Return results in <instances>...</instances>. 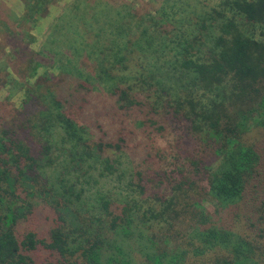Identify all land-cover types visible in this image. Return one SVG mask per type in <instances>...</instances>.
Masks as SVG:
<instances>
[{"label": "trees", "instance_id": "1", "mask_svg": "<svg viewBox=\"0 0 264 264\" xmlns=\"http://www.w3.org/2000/svg\"><path fill=\"white\" fill-rule=\"evenodd\" d=\"M20 1L0 264H264V0Z\"/></svg>", "mask_w": 264, "mask_h": 264}, {"label": "rangeland", "instance_id": "2", "mask_svg": "<svg viewBox=\"0 0 264 264\" xmlns=\"http://www.w3.org/2000/svg\"><path fill=\"white\" fill-rule=\"evenodd\" d=\"M148 1L149 0H128V2H136L135 4L140 3L141 5L142 2L145 3ZM72 2L73 0H58L55 4L50 7L49 13L45 17V19L41 21L34 30H32V34L36 38V43L35 45H33L34 50H38L40 46L45 42V39L58 16H60V14L64 12L69 7V5L72 4ZM17 4L18 6H16L14 3H11V6L14 8V11H18L19 9V3L17 2ZM18 96V93L16 94L15 92L10 93L6 90L0 91V99L8 98L13 103H17L19 101L20 97ZM203 206H205L208 211H211L213 208L212 203L209 201L204 202Z\"/></svg>", "mask_w": 264, "mask_h": 264}, {"label": "crops", "instance_id": "3", "mask_svg": "<svg viewBox=\"0 0 264 264\" xmlns=\"http://www.w3.org/2000/svg\"><path fill=\"white\" fill-rule=\"evenodd\" d=\"M1 3H3L8 9H10L12 12H14L16 15H21L23 12V7H22V3L20 0H0ZM17 2L19 3V9L18 11L15 10L14 8L11 6V3H14L16 6H18Z\"/></svg>", "mask_w": 264, "mask_h": 264}]
</instances>
